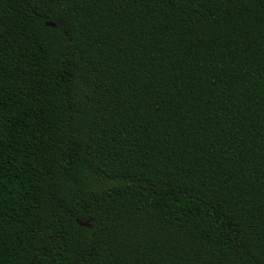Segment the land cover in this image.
I'll return each mask as SVG.
<instances>
[{
    "label": "trees",
    "instance_id": "obj_1",
    "mask_svg": "<svg viewBox=\"0 0 264 264\" xmlns=\"http://www.w3.org/2000/svg\"><path fill=\"white\" fill-rule=\"evenodd\" d=\"M0 264H264V0H0Z\"/></svg>",
    "mask_w": 264,
    "mask_h": 264
},
{
    "label": "water",
    "instance_id": "obj_2",
    "mask_svg": "<svg viewBox=\"0 0 264 264\" xmlns=\"http://www.w3.org/2000/svg\"><path fill=\"white\" fill-rule=\"evenodd\" d=\"M79 225H80V226H83V227H85V228H88V227H89L88 223H84V224L79 223Z\"/></svg>",
    "mask_w": 264,
    "mask_h": 264
}]
</instances>
